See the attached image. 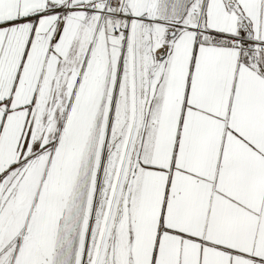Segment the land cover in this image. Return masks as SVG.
Here are the masks:
<instances>
[{
    "label": "snow or ice",
    "instance_id": "obj_1",
    "mask_svg": "<svg viewBox=\"0 0 264 264\" xmlns=\"http://www.w3.org/2000/svg\"><path fill=\"white\" fill-rule=\"evenodd\" d=\"M0 264H264V0H0Z\"/></svg>",
    "mask_w": 264,
    "mask_h": 264
}]
</instances>
